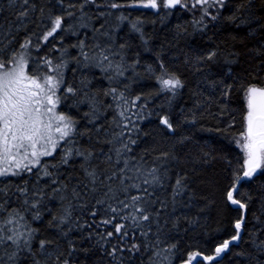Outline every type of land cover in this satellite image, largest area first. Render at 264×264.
<instances>
[{
  "label": "snow or ice",
  "instance_id": "6c2138e0",
  "mask_svg": "<svg viewBox=\"0 0 264 264\" xmlns=\"http://www.w3.org/2000/svg\"><path fill=\"white\" fill-rule=\"evenodd\" d=\"M0 264H264V0H0Z\"/></svg>",
  "mask_w": 264,
  "mask_h": 264
},
{
  "label": "trees",
  "instance_id": "16d2710c",
  "mask_svg": "<svg viewBox=\"0 0 264 264\" xmlns=\"http://www.w3.org/2000/svg\"><path fill=\"white\" fill-rule=\"evenodd\" d=\"M151 83V82H149ZM191 87V85H190ZM234 103L232 105L233 108L237 109L236 112V120H237V124L236 127L234 129V131H239L241 128V120H242V112L246 109V98L244 97L243 92L237 91L234 94ZM211 126V122L207 125H205V128H208ZM180 132H184V133H191L194 135L195 139L198 141H201V143H203V141H208L209 143V147H217L219 148V145H216L213 143V141L215 139H217V136L214 132H209V131H200L199 127H197V129L195 131H193V129L191 128H181L179 129ZM195 150V149H193ZM240 154V150L238 149V147L236 145H231V155L232 156H238ZM220 166V162H216L213 165V168H219ZM211 171V169L209 170ZM222 217L217 216L215 213L212 216V221H217L220 220ZM213 227H215V223H213Z\"/></svg>",
  "mask_w": 264,
  "mask_h": 264
}]
</instances>
